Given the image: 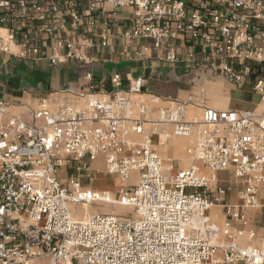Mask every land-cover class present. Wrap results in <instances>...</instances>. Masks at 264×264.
<instances>
[{
	"label": "built area",
	"instance_id": "2783aa9c",
	"mask_svg": "<svg viewBox=\"0 0 264 264\" xmlns=\"http://www.w3.org/2000/svg\"><path fill=\"white\" fill-rule=\"evenodd\" d=\"M105 3L131 8L127 40H149L158 57L184 60L197 76L249 85L264 102V0H0V57L91 63L86 49L107 45V21L98 17ZM110 79L108 93H79L83 105L42 96L28 119L0 97V264H264V224L247 228L245 213L259 207L264 185V114L203 106L191 118L184 101L150 107L135 97L142 76L127 89L118 73ZM172 136L190 137L189 166L175 170L173 157L157 151ZM99 155L117 180L114 200L133 215L72 214L73 204L109 200L78 177L93 180ZM222 171L241 188L219 226L209 210L232 189L217 185Z\"/></svg>",
	"mask_w": 264,
	"mask_h": 264
},
{
	"label": "crops",
	"instance_id": "0c3cea01",
	"mask_svg": "<svg viewBox=\"0 0 264 264\" xmlns=\"http://www.w3.org/2000/svg\"><path fill=\"white\" fill-rule=\"evenodd\" d=\"M104 7V11L100 12L98 17L99 20L105 19L107 21V45L102 48L93 46L86 49V54L93 59L91 63L80 64L68 61L51 65L46 60L25 61L0 57V97L10 105L12 113L28 119L29 108L34 106L42 96H53L56 102L83 105L87 96L80 97L79 93L100 96L110 92L113 90L110 75L111 73H118L122 89H127L133 78L142 76L145 80L143 93L139 94L142 97L155 95L158 98H173L170 101L185 102V100H182L185 97L182 92L184 89L189 90L191 87L207 85L208 90L211 92L221 90L223 100L211 105L197 103L196 101L199 100L197 97L189 96L188 99L194 104L188 108V117L198 115L203 106L216 109H255L256 112L264 114V106L258 109L259 105L264 104V102L260 101L259 95L249 85H234L222 76H211L207 73L197 76L193 70L188 68L189 64L184 60L177 65L168 63L157 56L158 53L149 40L139 38L127 40L123 37L122 33L126 18L131 16L132 13L131 8L118 7L113 9L110 3H105ZM101 28L102 25H97L91 35H88L92 43L98 42ZM176 42L180 44L179 51L183 58L185 44L181 40ZM143 45H147L149 49L141 56H133L132 58L124 56V52H137ZM87 72L91 73L89 78L86 77ZM174 139H182L179 149L176 151H179L187 160V164L180 168L187 167L190 160L185 154L184 148L189 139L171 137L167 145L171 146L170 144ZM163 146L164 144L157 145V151L161 153L160 155L164 154L172 157L174 150H163ZM173 146L171 147L174 149L178 148L177 145ZM173 158L179 157L175 156ZM93 163L94 161L90 163L89 167L94 183L84 182V179L81 178V184L97 192L108 191L112 197V193L116 189L115 186L113 189L111 188L112 192L109 191L107 186H96V180H102L104 176L108 175L104 173V167L101 169L93 167ZM222 173L225 177L221 175ZM109 178L110 180L114 179ZM217 179V185H231L232 188L227 192L222 203L214 205L209 210L211 219L220 226L225 218L224 204L240 202L238 192L241 185L226 171L218 172ZM259 204V207L248 209L245 212L248 219L247 228L258 232L264 224V185L259 190ZM240 243L245 245L248 241L243 237ZM251 243H259V240L254 239Z\"/></svg>",
	"mask_w": 264,
	"mask_h": 264
},
{
	"label": "rangeland",
	"instance_id": "374dc122",
	"mask_svg": "<svg viewBox=\"0 0 264 264\" xmlns=\"http://www.w3.org/2000/svg\"><path fill=\"white\" fill-rule=\"evenodd\" d=\"M216 80V79H214ZM217 82V81H216ZM220 86V85H219ZM253 90V89H252ZM254 91V90H253ZM183 92V97L182 100H185L186 104H187V109L189 107H191L192 104H194V102L192 103L191 100H189V96L192 97H197L199 100H197V103L200 104H208L211 105L212 103H217V102H221L223 100L222 95H221V90H217V91H209L207 85L204 86H195V87H191L189 90L188 89H184L182 90ZM135 97H139L140 99L145 100L147 103H149L150 107L153 106H164L167 105L171 99L170 97H166V98H159L156 102H151V96H146V97H142L139 95H135ZM180 100V99H179ZM194 101V100H193ZM264 106V104H260L258 109L262 108ZM188 141L185 143V146H187ZM178 145L181 144V141H177ZM171 146H173L172 144H170ZM178 150V148L176 149ZM175 150V151H176ZM159 154H161L159 152ZM172 157H179V158H173L174 159V167L175 170L179 169L180 167H183L184 165L187 164V160L186 158L179 153V151H176V153H172L171 155ZM189 159V158H188ZM190 160V159H189ZM191 162V160H190ZM184 164V165H182ZM93 167H97V168H103L104 167V160L103 157L101 155H99L98 157H96V159L94 160L93 163ZM71 172V168L70 169H63L61 172V176H65L68 175V173ZM223 177H225L224 173L221 174ZM78 177L80 179V181H82L81 178H83L84 182H88L93 184L94 182L90 181L88 177H86L85 173L80 172L78 174ZM227 179V177H226ZM95 186V184H94ZM96 186H107V188L109 189L110 192H112V189L116 188L117 186V180L113 179L110 180L109 176H104V178H102V180H96ZM112 188V189H111ZM112 197H113V193H112ZM121 205V206H120ZM71 212L75 217L78 218H83L85 217L88 213L91 212H112L115 213L117 215H133V209L129 206H122V204H106L104 202H99V201H95V202H91L89 205H81V204H73L71 206Z\"/></svg>",
	"mask_w": 264,
	"mask_h": 264
},
{
	"label": "bare ground",
	"instance_id": "6f19581e",
	"mask_svg": "<svg viewBox=\"0 0 264 264\" xmlns=\"http://www.w3.org/2000/svg\"><path fill=\"white\" fill-rule=\"evenodd\" d=\"M247 101H248V99H247ZM252 101V100H251ZM250 102V101H249ZM255 110V109H254ZM199 115V114H198ZM198 115H192V116H190L191 118L193 117V116H195V117H197ZM172 137H180V138H182L183 136H172ZM184 138H188V139H190V137L188 136V137H184ZM163 139V138H162ZM177 141H182V139H174L173 141H172V145H177V147H178V149H179V145L177 144L178 142ZM164 142H162L161 143V145L163 144ZM167 145V144H166ZM164 145L163 147H162V149L163 150H170V151H172V149L174 150V152L176 153V148L174 149L173 147H171V146H169V145ZM156 149H157V146H156ZM164 159H167L168 157H170V156H165L164 154H162L161 155ZM190 164H192L190 161H189V165ZM182 165H184V164H182ZM188 165V166H189ZM185 166V165H184ZM103 192H107L108 194H109V200L108 201H100V202H105L106 204H111L112 205V203H114V204H117V202L114 200V198L113 197H111V195H110V193L108 192V191H103ZM89 203H91V201H88V202H80V203H77V204H81L82 206L83 205H89ZM124 206H126V205H124ZM262 206V205H261ZM263 206H264V204H263ZM130 207V206H129ZM212 209V208H211ZM112 213V212H111ZM76 218H78V217H76ZM81 219V218H80Z\"/></svg>",
	"mask_w": 264,
	"mask_h": 264
}]
</instances>
